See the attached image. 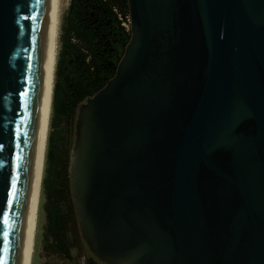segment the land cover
Wrapping results in <instances>:
<instances>
[{
  "label": "water",
  "instance_id": "95a60500",
  "mask_svg": "<svg viewBox=\"0 0 264 264\" xmlns=\"http://www.w3.org/2000/svg\"><path fill=\"white\" fill-rule=\"evenodd\" d=\"M129 5L116 77L76 123L71 190L88 256L264 264V0ZM52 11L53 0H0V264L26 261Z\"/></svg>",
  "mask_w": 264,
  "mask_h": 264
},
{
  "label": "trees",
  "instance_id": "16d2710c",
  "mask_svg": "<svg viewBox=\"0 0 264 264\" xmlns=\"http://www.w3.org/2000/svg\"><path fill=\"white\" fill-rule=\"evenodd\" d=\"M130 18L129 0H71L63 22L43 183L45 242L47 250L68 261L77 250L80 264L98 262L87 255L71 190L79 108L116 77L132 38Z\"/></svg>",
  "mask_w": 264,
  "mask_h": 264
},
{
  "label": "bare ground",
  "instance_id": "6f19581e",
  "mask_svg": "<svg viewBox=\"0 0 264 264\" xmlns=\"http://www.w3.org/2000/svg\"><path fill=\"white\" fill-rule=\"evenodd\" d=\"M64 4L65 0H53L50 42L47 63L42 78L41 102L36 131L31 199L26 230L27 255L25 264H34V257L37 247L43 183L52 124L54 92L60 56Z\"/></svg>",
  "mask_w": 264,
  "mask_h": 264
},
{
  "label": "rangeland",
  "instance_id": "374dc122",
  "mask_svg": "<svg viewBox=\"0 0 264 264\" xmlns=\"http://www.w3.org/2000/svg\"><path fill=\"white\" fill-rule=\"evenodd\" d=\"M70 1L71 0H65L63 17H62V27H63L64 18L66 17V14L70 6ZM130 24H131V21H130ZM130 29H131V26H130ZM62 33H63V30L61 32V37H62ZM61 47H62V40L60 41V51H61ZM45 202H46V196L45 194H43L34 264H80V262H83V258L82 257L80 258V254L78 255L77 250L72 251V255L74 256V259L71 261H68L58 255L53 254L51 251L46 249L45 229H46V224H47V216H46L45 208H44Z\"/></svg>",
  "mask_w": 264,
  "mask_h": 264
},
{
  "label": "flooded vegetation",
  "instance_id": "af4514ba",
  "mask_svg": "<svg viewBox=\"0 0 264 264\" xmlns=\"http://www.w3.org/2000/svg\"><path fill=\"white\" fill-rule=\"evenodd\" d=\"M98 258V257H97ZM105 264H108V263H105Z\"/></svg>",
  "mask_w": 264,
  "mask_h": 264
}]
</instances>
